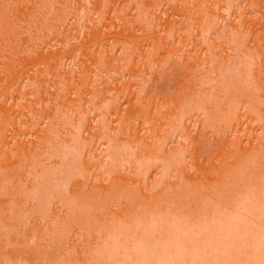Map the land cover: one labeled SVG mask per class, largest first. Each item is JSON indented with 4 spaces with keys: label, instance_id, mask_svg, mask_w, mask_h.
<instances>
[{
    "label": "rangeland",
    "instance_id": "1",
    "mask_svg": "<svg viewBox=\"0 0 264 264\" xmlns=\"http://www.w3.org/2000/svg\"><path fill=\"white\" fill-rule=\"evenodd\" d=\"M178 255L264 264V0H0V264Z\"/></svg>",
    "mask_w": 264,
    "mask_h": 264
},
{
    "label": "clouds",
    "instance_id": "2",
    "mask_svg": "<svg viewBox=\"0 0 264 264\" xmlns=\"http://www.w3.org/2000/svg\"><path fill=\"white\" fill-rule=\"evenodd\" d=\"M239 223L238 218H234L233 225H237ZM159 264H183L182 257L177 256L176 258H164L159 261Z\"/></svg>",
    "mask_w": 264,
    "mask_h": 264
}]
</instances>
